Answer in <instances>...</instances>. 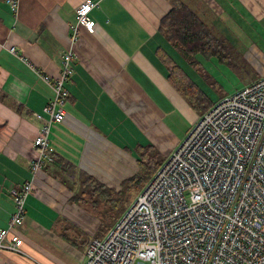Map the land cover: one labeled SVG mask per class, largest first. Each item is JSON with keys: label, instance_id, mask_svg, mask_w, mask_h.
I'll return each instance as SVG.
<instances>
[{"label": "crops", "instance_id": "obj_1", "mask_svg": "<svg viewBox=\"0 0 264 264\" xmlns=\"http://www.w3.org/2000/svg\"><path fill=\"white\" fill-rule=\"evenodd\" d=\"M185 1L220 34L229 37L227 30L236 29L232 36L250 35L242 30V21L257 40L264 37V0ZM81 2L21 0L15 10L0 0V227L8 225L16 208L11 189L31 177L33 141L41 124L35 114L48 116L43 109L54 96L33 66L58 76L67 51L73 53L74 66L66 83L65 118L51 128L54 161L38 172L27 198L23 251L0 250V264H81L69 259L70 248L46 242L64 223L76 224L74 218L93 223L85 214L89 210L71 201L79 180L92 175L119 189L125 178L139 171V146L153 143L166 158L186 136L171 140L163 130V118L176 105L190 109L157 52L164 47L180 58L159 29L172 8L170 0H101L91 11L95 28L80 25L74 38ZM13 46L16 52L10 50Z\"/></svg>", "mask_w": 264, "mask_h": 264}, {"label": "built area", "instance_id": "obj_2", "mask_svg": "<svg viewBox=\"0 0 264 264\" xmlns=\"http://www.w3.org/2000/svg\"><path fill=\"white\" fill-rule=\"evenodd\" d=\"M4 1L15 10L21 2ZM100 2L78 5L74 38L80 25L95 28L91 11ZM72 60L65 52L55 77L33 66L54 96L43 109L48 116L35 114L41 124L31 177L11 189L16 208L0 227V250L23 251L27 198L54 161L50 133L66 115ZM86 247L81 264H264V78L206 109L108 232Z\"/></svg>", "mask_w": 264, "mask_h": 264}, {"label": "trees", "instance_id": "obj_3", "mask_svg": "<svg viewBox=\"0 0 264 264\" xmlns=\"http://www.w3.org/2000/svg\"><path fill=\"white\" fill-rule=\"evenodd\" d=\"M170 2L172 8L161 19L159 29L172 48L179 50L184 59L207 80L211 78V75L207 73V68L200 56L216 58L218 62L234 68L235 46L230 38L220 34L185 0H170ZM157 52L167 67L171 83L199 113H203L215 102L207 97V94L168 50L159 47ZM212 81L215 82L213 79ZM3 126L4 124L0 123V130ZM137 153H139V171L125 178L119 189L109 187L92 175H86L79 180L80 189L72 194L71 201L79 203L98 219L97 229L94 234L88 232L83 239L84 233L79 231L80 227L71 222L64 223L59 231L63 238L75 245L84 244V242L88 245L91 238L102 237L108 232L132 202L135 194L143 188L165 160V156L160 161L154 160V156L161 153L153 143L139 146ZM67 166L76 168L70 163ZM62 181L66 183L63 176Z\"/></svg>", "mask_w": 264, "mask_h": 264}, {"label": "rangeland", "instance_id": "obj_4", "mask_svg": "<svg viewBox=\"0 0 264 264\" xmlns=\"http://www.w3.org/2000/svg\"><path fill=\"white\" fill-rule=\"evenodd\" d=\"M243 26V31L247 32L248 36H232L237 30L228 29L227 32L230 34L231 42L235 46V56L234 57V68L232 66H228L227 64H222L218 62L217 66L212 65L208 60L213 59H205L203 56H200V59L204 63L207 68V73L211 75L210 79H206L200 72H198L188 61L184 59V57L178 52L180 58H176L178 62L186 69L189 75L197 82V84L202 88V90L207 94L208 98L211 100H218L219 98L225 96L229 92L236 90L240 87L241 84H244L248 80L256 79L259 77H264V37H261L260 41L256 39L255 36L251 34V27L239 21ZM237 40H239L237 42ZM239 43V44H238ZM214 60H217L214 58ZM212 79L215 81L213 82ZM185 98V97H184ZM187 101V99L185 98ZM190 109L184 110L179 105H176L177 108H174V111L168 113L164 118V129L166 132V136L171 139H182L186 133L193 127L195 121L199 118L200 114L198 111L193 108V106L187 101ZM153 142V139H152ZM178 144V143H177ZM125 149L129 150L130 147H125ZM161 154H156L154 156L155 161H160L164 158L163 152ZM139 156V153H137ZM165 159V158H164ZM80 189V186H79ZM78 189V190H79ZM137 194V193H136ZM135 194V195H136ZM134 198V197H133ZM71 214H73L71 212ZM88 216L92 218V221H86L83 219L77 220L76 218V226L80 227V232H83L82 238L84 239L88 232L90 234H94L97 227L94 225V221L97 219L94 218L92 213ZM78 217V216H76ZM80 218V217H79ZM94 219V220H93ZM114 225V224H113ZM112 225V226H113ZM51 234V238L47 239V243L53 242L60 249L65 250V246L70 248L69 259L71 261H79L81 262L85 258V252L87 242L80 245H75L68 240L64 239L62 236L60 237L57 233H49ZM47 247V246H46ZM47 252L52 253V250L47 247ZM55 255V254H54Z\"/></svg>", "mask_w": 264, "mask_h": 264}]
</instances>
